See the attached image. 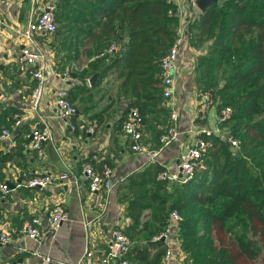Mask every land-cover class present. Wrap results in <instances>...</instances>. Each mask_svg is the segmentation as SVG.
Returning a JSON list of instances; mask_svg holds the SVG:
<instances>
[{
    "label": "crops",
    "instance_id": "0c3cea01",
    "mask_svg": "<svg viewBox=\"0 0 264 264\" xmlns=\"http://www.w3.org/2000/svg\"><path fill=\"white\" fill-rule=\"evenodd\" d=\"M4 1L0 6L3 21L0 25V91L5 98L0 101V129L11 131L13 146L7 149L5 142L0 143V178L9 186L8 192L0 193V229L10 236V243L0 246V264H39L38 255H48L52 264H73L86 245L96 253L105 251L103 235L113 228L125 229L129 224L125 216L130 196L127 176L141 170L151 172L155 163L147 162L143 153L130 151L120 120L132 98L131 92L122 90L119 69L112 67L113 55L96 57L92 45L84 37L87 24L74 21L71 4L65 8L66 17L61 30L36 37L42 45L47 66L56 70L67 69L71 79L61 83L48 75L37 109L32 111L27 107L34 80L17 70L16 57L22 44L19 33L28 19L30 1ZM59 2L61 0L55 1V12L62 9ZM193 13L197 14L198 9H193ZM192 39L193 34L189 32L191 50L179 57L173 97L153 103L141 101L143 142L150 148L157 145V134L166 127L174 125L177 130L175 141L164 146L156 160V164L170 172L176 171V158L193 140L196 128L223 131L225 127L217 120L219 109L214 99L203 119L194 113L199 105L194 74L183 66L185 58L192 57L195 62L204 54L207 42L196 43ZM125 42L124 31L115 43L120 48ZM93 74L96 78L90 83L88 80ZM62 84L67 87L68 96L76 107V113L71 117L73 130L68 128L53 104L54 90ZM171 111L177 114L174 121L169 118ZM93 124L92 131L88 132V127ZM33 127H44L49 135L42 141L39 151L27 145ZM93 153L98 157L95 167L98 163H107L112 169V187L107 193L89 191L81 175L83 164ZM63 171L68 173V178L62 183L53 181L46 188L23 185L26 175H55ZM165 190L170 191L171 187L165 186ZM54 205L66 210L67 219L54 233H45L38 242L24 239L20 231L22 221L34 215L43 217ZM166 205L167 202L158 206L165 208ZM232 222L229 219L227 224ZM140 223L137 232L130 234L128 250L143 246L150 231L158 228V213L151 215V208L143 210ZM201 225L198 221L199 234L203 231ZM237 232L231 227L227 236ZM225 238L221 236L224 242ZM167 242L171 255L167 260L162 257L161 264H191L180 246L178 235L171 233ZM214 243H218L215 238ZM17 246L25 250L18 251ZM31 251L38 255L31 254ZM128 264H131L129 260ZM238 264H264V249L252 260L242 258Z\"/></svg>",
    "mask_w": 264,
    "mask_h": 264
},
{
    "label": "trees",
    "instance_id": "16d2710c",
    "mask_svg": "<svg viewBox=\"0 0 264 264\" xmlns=\"http://www.w3.org/2000/svg\"><path fill=\"white\" fill-rule=\"evenodd\" d=\"M59 3L62 9L56 10L55 17H59L55 20L65 19V8L73 5V19L87 24L84 37L96 55L126 32L125 45L112 54L111 63L122 76V90L131 92L126 107L136 106L144 122L141 101L163 99L159 60L174 38L178 21L172 14L173 5L167 0ZM187 30L196 43L207 42L192 69L197 92H209L219 110L230 108L229 117L221 123L238 143L232 147L219 135L198 133L208 145L183 183L167 185L157 177L163 168L156 163L151 172L141 170L127 176L130 196L125 216L129 224L122 232L131 239L145 209L159 216L158 228L150 231L144 245L126 251L124 256L131 264H161L166 243L153 237L163 230L172 210L180 216L178 239L191 264H238L264 249V0H217L199 12ZM165 202V208H159ZM198 221L202 223L200 234ZM231 227L238 232L227 236Z\"/></svg>",
    "mask_w": 264,
    "mask_h": 264
},
{
    "label": "built area",
    "instance_id": "2783aa9c",
    "mask_svg": "<svg viewBox=\"0 0 264 264\" xmlns=\"http://www.w3.org/2000/svg\"><path fill=\"white\" fill-rule=\"evenodd\" d=\"M30 9L28 19L21 29L19 36L22 44L19 47L16 57L17 70L25 72L34 80V86L29 94L27 107L35 111L43 94L47 76L58 79L61 83L71 79L67 69L56 70L49 68L44 57L42 45L36 40V37L42 35H52L56 31L55 20V1L56 0H29ZM173 5L172 14L177 16V25L175 28L174 38L167 52L159 60V80L161 86V96L164 100H169L173 97L175 91V77L178 71V61L180 55L184 56V52H189L190 46L188 43L189 32L187 27L191 21L197 19L198 13H193V9H197L194 5V0H167ZM5 3L0 0V6ZM3 23L0 16V25ZM119 51L116 43H111L102 53L96 55L101 57L104 54L112 55ZM194 59L192 57L185 58L184 69L192 72ZM199 105L195 108V114L199 118H204L202 110L205 109L212 101L209 92H198ZM5 96L0 91V101L4 100ZM53 104L70 130L74 129V124L71 117L76 113V107L70 100L67 92V87L57 86L54 90ZM230 108L225 106L219 110L217 120L228 118ZM176 112L171 111L169 118L174 121ZM95 124L88 127L87 131L91 132ZM121 130L125 136L128 147L132 152L143 153L149 163H156L157 157L164 146L175 141L177 130L172 126H168L158 136L157 145L150 148L144 139V123L142 116L136 106H128L123 114L121 121ZM193 140L181 151L176 158V171L170 172L167 169L161 170L157 177L164 179L169 183H183L192 175L193 169L197 166L205 149L208 145L204 139L198 137V133H212L219 135L225 139L232 147H237L238 141L234 139L228 130L220 131L219 129L196 128ZM46 128L33 127L29 134L28 147L40 150L42 141L48 138ZM5 142L7 149H10L13 144L11 140V131L6 128L0 129V143ZM98 160L97 154L93 153L89 156V161L85 162L81 168V175L87 182V188L91 192L105 191L106 193L112 187L111 175L112 169L107 163H102L97 169L94 162ZM68 178V173L63 171L55 175L50 174H33L25 177L23 185L28 187L46 188L53 181L62 183ZM19 185V184H18ZM9 190L8 184L0 178V193H6ZM67 219L66 210L60 205L52 206L43 217L34 215L26 218L21 223V233L24 239L38 242L45 233H54L61 222ZM180 216L174 210L170 211L167 217V222L163 230L154 239L162 238L166 243V251L163 258L167 260L171 255V249L167 242L171 233L178 235V221ZM103 241L106 244V250L96 253L93 248L86 245L82 254L73 264H128V260L124 254L131 244V239L125 235L120 228H113L107 234L103 235ZM10 236L8 232L0 229V246L8 245ZM18 251L25 249L17 246ZM31 254L38 255L35 251ZM40 257L39 264H52V260L48 255H38Z\"/></svg>",
    "mask_w": 264,
    "mask_h": 264
},
{
    "label": "water",
    "instance_id": "95a60500",
    "mask_svg": "<svg viewBox=\"0 0 264 264\" xmlns=\"http://www.w3.org/2000/svg\"><path fill=\"white\" fill-rule=\"evenodd\" d=\"M216 1L217 0H194V5L199 10V12H202ZM95 78L96 74H93L88 81L91 83Z\"/></svg>",
    "mask_w": 264,
    "mask_h": 264
},
{
    "label": "rangeland",
    "instance_id": "374dc122",
    "mask_svg": "<svg viewBox=\"0 0 264 264\" xmlns=\"http://www.w3.org/2000/svg\"><path fill=\"white\" fill-rule=\"evenodd\" d=\"M196 10V9H195ZM57 17H59L57 14H56V18ZM60 18H61V21H60V23H58L59 22V20L58 19H56L57 21V26H56V30L57 29H62L63 27H64V23H63V20H64V18H62V16H60ZM193 40V39H192ZM201 92H203L202 90H200ZM196 93H197V90H196ZM197 97H198V94H197ZM208 107H209V105L205 108V109H203L202 110V114H203V116L206 114V110L208 109ZM200 119H202V118H200ZM167 128V127H166ZM225 130H227V127H224L223 128V131H225ZM231 225V224H230Z\"/></svg>",
    "mask_w": 264,
    "mask_h": 264
}]
</instances>
